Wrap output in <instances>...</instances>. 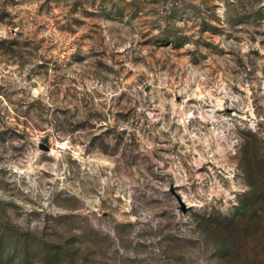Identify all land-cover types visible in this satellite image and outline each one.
I'll return each instance as SVG.
<instances>
[{
	"label": "rangeland",
	"instance_id": "374dc122",
	"mask_svg": "<svg viewBox=\"0 0 264 264\" xmlns=\"http://www.w3.org/2000/svg\"><path fill=\"white\" fill-rule=\"evenodd\" d=\"M0 264H264V0H0Z\"/></svg>",
	"mask_w": 264,
	"mask_h": 264
},
{
	"label": "water",
	"instance_id": "95a60500",
	"mask_svg": "<svg viewBox=\"0 0 264 264\" xmlns=\"http://www.w3.org/2000/svg\"><path fill=\"white\" fill-rule=\"evenodd\" d=\"M40 147H41V149H43L44 151H48V149H49L47 146L42 145V144L40 145Z\"/></svg>",
	"mask_w": 264,
	"mask_h": 264
}]
</instances>
